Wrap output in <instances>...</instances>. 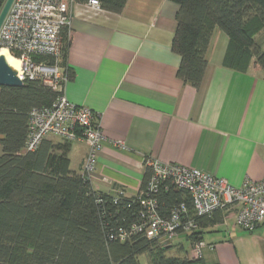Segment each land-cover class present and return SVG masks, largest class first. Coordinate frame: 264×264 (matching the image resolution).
<instances>
[{
	"label": "crops",
	"instance_id": "1",
	"mask_svg": "<svg viewBox=\"0 0 264 264\" xmlns=\"http://www.w3.org/2000/svg\"><path fill=\"white\" fill-rule=\"evenodd\" d=\"M70 9L65 95L89 107L107 137L97 154L95 189L137 195L150 159L196 168L236 187L264 178V72L254 61L246 71L225 65L229 38L220 28L196 88L178 76L176 2L128 0L121 13L97 15L77 2ZM256 41L264 49V35ZM90 148L73 141L72 170L83 171ZM201 230L204 264H264V223L246 231L231 211L219 210ZM185 240L190 253L191 238L173 244L179 249Z\"/></svg>",
	"mask_w": 264,
	"mask_h": 264
},
{
	"label": "trees",
	"instance_id": "2",
	"mask_svg": "<svg viewBox=\"0 0 264 264\" xmlns=\"http://www.w3.org/2000/svg\"><path fill=\"white\" fill-rule=\"evenodd\" d=\"M6 0H0V11ZM89 0H73L85 4ZM104 10L121 13L128 0H99ZM179 5L173 49L180 54L178 76L200 88L216 28L229 38L224 64L246 71L255 62L264 72V49L255 36L264 30V0H172ZM68 26L63 29V63ZM15 57L19 53L11 51ZM56 93L38 80L22 87L1 86L0 93V264H204L168 251L132 226L143 221L142 203L124 189L116 194L94 188L84 172L70 168L73 141L45 139L27 151L29 113L51 104ZM146 166L142 189L150 178ZM123 191V193H121ZM160 199L166 214L189 197L173 184ZM199 219L200 226L205 219ZM202 230L189 236L200 240Z\"/></svg>",
	"mask_w": 264,
	"mask_h": 264
},
{
	"label": "built area",
	"instance_id": "3",
	"mask_svg": "<svg viewBox=\"0 0 264 264\" xmlns=\"http://www.w3.org/2000/svg\"><path fill=\"white\" fill-rule=\"evenodd\" d=\"M73 0H15L1 29L0 48L19 53V77L25 82L38 80L56 93L51 104L34 107L29 113L27 151L36 150L49 136L71 141H87L90 152L83 170L95 176L97 154L107 137L96 114L85 105L71 102L65 95L70 80L63 63V29L71 24ZM88 14L104 11L99 0L84 4ZM151 168L144 189L136 195L142 203L143 221L134 224V232L162 244H173L179 237L193 236L201 229L199 219L215 212L231 211L236 224L254 230L264 223V178L246 179L236 187L227 179L176 163L157 159L146 161ZM173 184L189 201H181L167 214L163 212L162 187ZM123 193V191H121ZM190 256L201 258L206 246L193 240Z\"/></svg>",
	"mask_w": 264,
	"mask_h": 264
},
{
	"label": "water",
	"instance_id": "4",
	"mask_svg": "<svg viewBox=\"0 0 264 264\" xmlns=\"http://www.w3.org/2000/svg\"><path fill=\"white\" fill-rule=\"evenodd\" d=\"M15 0H6L0 11V29ZM25 81L19 77L18 70L14 68L6 59V56L0 54V87H22Z\"/></svg>",
	"mask_w": 264,
	"mask_h": 264
},
{
	"label": "rangeland",
	"instance_id": "5",
	"mask_svg": "<svg viewBox=\"0 0 264 264\" xmlns=\"http://www.w3.org/2000/svg\"><path fill=\"white\" fill-rule=\"evenodd\" d=\"M262 35H264V30H260V31L256 34L255 39H258V38L262 37ZM3 48H4V47H3ZM0 50L3 51V50H5V49L0 48ZM1 51H0V53H1ZM55 138H56V140L61 139L60 137H55ZM55 138H54V139H55ZM53 141H55V140H53ZM246 231H248V230H246ZM207 234H208V233L206 232L205 235H207ZM184 246H185V249H186V250H189V249H190V244H189L188 242H186V240L184 241ZM185 253H186V252H182V253H181V252L178 250V248L176 247V245H174V246L168 251V254H170V255H174V256H184ZM140 259H141L142 264H151V260H150V258H149V256H148V254H143V255H141V256H140Z\"/></svg>",
	"mask_w": 264,
	"mask_h": 264
},
{
	"label": "bare ground",
	"instance_id": "6",
	"mask_svg": "<svg viewBox=\"0 0 264 264\" xmlns=\"http://www.w3.org/2000/svg\"><path fill=\"white\" fill-rule=\"evenodd\" d=\"M5 49L3 51H1L0 54H3L6 56L7 61L9 62L10 65H12L14 68H16L17 70H20V66H21V61L15 57L13 54H11L7 48H2Z\"/></svg>",
	"mask_w": 264,
	"mask_h": 264
}]
</instances>
